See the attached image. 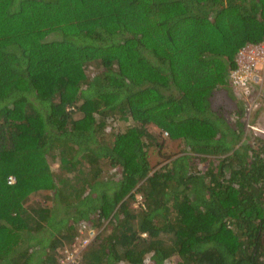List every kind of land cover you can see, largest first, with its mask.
<instances>
[{
    "label": "trees",
    "instance_id": "obj_1",
    "mask_svg": "<svg viewBox=\"0 0 264 264\" xmlns=\"http://www.w3.org/2000/svg\"><path fill=\"white\" fill-rule=\"evenodd\" d=\"M259 23L264 0H0V264H61L82 224L73 264H264V78L231 77ZM153 126L186 145L157 169Z\"/></svg>",
    "mask_w": 264,
    "mask_h": 264
},
{
    "label": "rangeland",
    "instance_id": "obj_2",
    "mask_svg": "<svg viewBox=\"0 0 264 264\" xmlns=\"http://www.w3.org/2000/svg\"><path fill=\"white\" fill-rule=\"evenodd\" d=\"M225 18H227V17H225ZM262 24H264V23H262ZM261 26H262L261 23H259L257 25L247 26L243 36L246 37L245 33H249V36H251L252 38L260 37L264 31V28ZM262 76L259 78L260 82L264 78ZM216 96H217L216 104L222 103V108L224 109L223 111L225 112V115L227 117H229L230 119H233V120H238L241 117L238 113H233V111H229L230 109H227V107H230V106L235 104V101H234V98L232 97L233 95L231 92H229L227 90H223V91H220L218 94H216ZM250 106H252V100L250 101ZM256 118H257V116L254 113L250 114V116H249V119L252 120L253 122H255ZM113 122L114 123L112 125H110V126H112L111 128H113V127L114 128H121V127L127 125L128 123H130V121L126 122L121 118H115V120H113ZM255 126H256L255 132L264 136V134L261 132L262 126H260L259 124H258V126L257 125H255ZM152 130L157 135L161 136L163 138V140H165L162 151H160L161 149H158L157 146H154V148H152V150L150 152L151 164L155 165V169H157L158 167L162 166L164 163L168 162L170 160V156L175 155V154L176 155L181 154L183 149L186 148V145H185L183 139H176V140L170 139L169 135H167L165 131L163 134H160L162 131L160 132V130L154 126H153ZM110 133H111V135H114V134H112V132H110ZM247 141L248 140L245 139V142H247ZM59 164H60V162L57 160V163H54L52 165V168L56 172L63 173L64 171H62L60 169ZM197 164L200 168H205L204 164H201L199 162ZM106 170H107V168L104 171L105 176L109 173V172L107 173L108 170L107 171ZM115 172L118 173L119 171L113 169V170H111L110 173L112 174ZM141 199H142V197L138 196V200H139L138 204L141 202ZM29 202H31V200L28 199V203ZM137 206H138L137 204H134V207H137ZM78 232L81 234H76V236L74 237V240L72 242L64 245V247H62L61 245L57 247L54 255H55L56 259H59V261H61V264H73V263H75L76 260H79L81 258V255L84 254L85 251L90 246V244H89V245H85L82 247V245H80V243H79L80 239H82L81 237L89 236L90 242H91L98 231L94 230V229H90V228H88L87 230L81 231V227H79ZM83 235H85V236H83ZM41 236H44V238H46V240H48L47 237L50 236V233H48V232L43 233V235H41ZM46 240H45V243H46ZM36 241L37 240H33L34 243ZM27 246H28V243L25 242L22 246V249H25Z\"/></svg>",
    "mask_w": 264,
    "mask_h": 264
},
{
    "label": "built area",
    "instance_id": "obj_3",
    "mask_svg": "<svg viewBox=\"0 0 264 264\" xmlns=\"http://www.w3.org/2000/svg\"><path fill=\"white\" fill-rule=\"evenodd\" d=\"M236 61L237 67L231 73L234 90L236 92L246 91L250 88L252 82H260L259 78L262 76L260 71L264 70V41L259 44L249 43L243 46L238 52ZM261 132L264 134V129H261ZM8 182L14 183L15 177L10 176ZM87 229V225H81V231ZM81 238L79 243L82 247L90 243L89 236Z\"/></svg>",
    "mask_w": 264,
    "mask_h": 264
},
{
    "label": "crops",
    "instance_id": "obj_4",
    "mask_svg": "<svg viewBox=\"0 0 264 264\" xmlns=\"http://www.w3.org/2000/svg\"><path fill=\"white\" fill-rule=\"evenodd\" d=\"M263 109L261 110V115L259 117L260 123L259 125L264 128V105H262ZM258 126V123L256 124Z\"/></svg>",
    "mask_w": 264,
    "mask_h": 264
},
{
    "label": "clouds",
    "instance_id": "obj_5",
    "mask_svg": "<svg viewBox=\"0 0 264 264\" xmlns=\"http://www.w3.org/2000/svg\"><path fill=\"white\" fill-rule=\"evenodd\" d=\"M256 127V126H255ZM262 129H264V128H262Z\"/></svg>",
    "mask_w": 264,
    "mask_h": 264
}]
</instances>
